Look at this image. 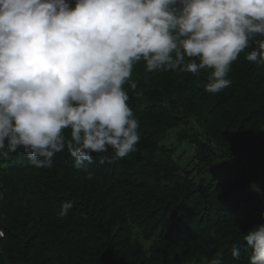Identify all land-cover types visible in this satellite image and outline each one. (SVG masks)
I'll list each match as a JSON object with an SVG mask.
<instances>
[{"label": "trees", "instance_id": "trees-1", "mask_svg": "<svg viewBox=\"0 0 264 264\" xmlns=\"http://www.w3.org/2000/svg\"><path fill=\"white\" fill-rule=\"evenodd\" d=\"M259 40L218 93L205 91L214 69L134 63L122 87L140 139L124 158L110 146L81 168L66 149L51 168L22 147L0 157V264H249L243 235L264 223V62L246 59Z\"/></svg>", "mask_w": 264, "mask_h": 264}, {"label": "clouds", "instance_id": "clouds-1", "mask_svg": "<svg viewBox=\"0 0 264 264\" xmlns=\"http://www.w3.org/2000/svg\"><path fill=\"white\" fill-rule=\"evenodd\" d=\"M254 34L264 36V0H0V157L22 147L33 167L51 168L66 149L81 168L110 146L124 158L140 139L122 87L134 63L214 69L205 91L218 93ZM255 43L246 59L264 62V40ZM73 207L63 202L57 215ZM243 240L249 264H264V223Z\"/></svg>", "mask_w": 264, "mask_h": 264}, {"label": "rangeland", "instance_id": "rangeland-1", "mask_svg": "<svg viewBox=\"0 0 264 264\" xmlns=\"http://www.w3.org/2000/svg\"><path fill=\"white\" fill-rule=\"evenodd\" d=\"M189 160L190 159V154H187L186 155V157L184 158V160L182 161L183 163H186L187 162V160ZM231 174H232V172H231ZM231 176V175H230ZM233 176V175H232Z\"/></svg>", "mask_w": 264, "mask_h": 264}]
</instances>
